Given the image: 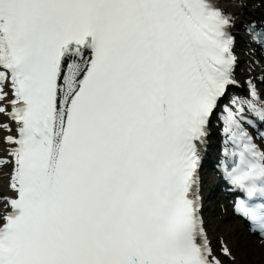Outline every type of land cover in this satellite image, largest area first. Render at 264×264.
Segmentation results:
<instances>
[{
    "label": "snow or ice",
    "instance_id": "1",
    "mask_svg": "<svg viewBox=\"0 0 264 264\" xmlns=\"http://www.w3.org/2000/svg\"><path fill=\"white\" fill-rule=\"evenodd\" d=\"M248 7L0 0V264H240L199 195L222 106L223 170L264 249V97L251 78L229 96ZM245 31L264 58V24Z\"/></svg>",
    "mask_w": 264,
    "mask_h": 264
},
{
    "label": "bare ground",
    "instance_id": "2",
    "mask_svg": "<svg viewBox=\"0 0 264 264\" xmlns=\"http://www.w3.org/2000/svg\"><path fill=\"white\" fill-rule=\"evenodd\" d=\"M260 0H249L248 9L243 12H237V16L239 17L236 23H240L242 20H247V18L253 17L256 15L255 13L260 12V8L258 6ZM231 11V9H230ZM241 39V38H240ZM242 43H245L242 40ZM256 54L252 52H244L243 60L251 65L253 60H256ZM257 67V65H255ZM247 74L250 76L256 77L258 72L251 67L250 70H247ZM207 212H209V206L207 207ZM217 232L212 233L213 235H218V238L227 239L228 243L232 246L233 250L236 251V255L240 264H252L253 260L262 259L264 264V249L260 247V242L254 236H251L245 229L244 225L241 224L239 219L234 222H222L221 224L213 227Z\"/></svg>",
    "mask_w": 264,
    "mask_h": 264
},
{
    "label": "rangeland",
    "instance_id": "3",
    "mask_svg": "<svg viewBox=\"0 0 264 264\" xmlns=\"http://www.w3.org/2000/svg\"><path fill=\"white\" fill-rule=\"evenodd\" d=\"M206 177H207V185L209 189V198H210L209 203H208L209 212H207L206 214H207L211 233H216L217 231L213 229V227H216V225L221 224L222 222H234L236 219L233 217L228 218L226 221L221 219V216H220L221 213L217 207V203H214L216 200V196H217L216 194V189H217L216 181L217 180L214 174L211 173L210 171H207ZM233 251L236 253L235 250ZM252 264H263V260L260 258V259H256L255 261V258H254Z\"/></svg>",
    "mask_w": 264,
    "mask_h": 264
}]
</instances>
